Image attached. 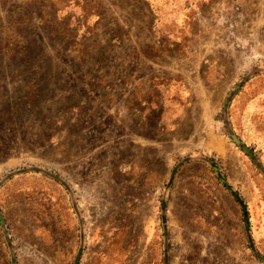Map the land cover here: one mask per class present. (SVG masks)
I'll use <instances>...</instances> for the list:
<instances>
[{"label":"rangeland","instance_id":"obj_1","mask_svg":"<svg viewBox=\"0 0 264 264\" xmlns=\"http://www.w3.org/2000/svg\"><path fill=\"white\" fill-rule=\"evenodd\" d=\"M0 264H264V0H1Z\"/></svg>","mask_w":264,"mask_h":264},{"label":"trees","instance_id":"obj_2","mask_svg":"<svg viewBox=\"0 0 264 264\" xmlns=\"http://www.w3.org/2000/svg\"><path fill=\"white\" fill-rule=\"evenodd\" d=\"M1 1V0H0ZM3 1H5V0H3ZM2 4H3V2H2ZM50 176V175H49ZM51 177L54 179V180H56V181H60L56 176H53V175H51Z\"/></svg>","mask_w":264,"mask_h":264}]
</instances>
